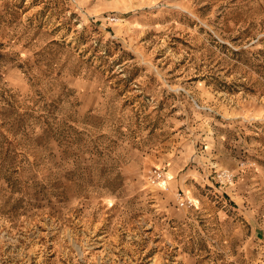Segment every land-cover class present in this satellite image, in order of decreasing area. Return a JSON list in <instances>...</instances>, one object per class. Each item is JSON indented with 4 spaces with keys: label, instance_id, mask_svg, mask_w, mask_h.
Returning a JSON list of instances; mask_svg holds the SVG:
<instances>
[{
    "label": "rangeland",
    "instance_id": "1",
    "mask_svg": "<svg viewBox=\"0 0 264 264\" xmlns=\"http://www.w3.org/2000/svg\"><path fill=\"white\" fill-rule=\"evenodd\" d=\"M0 264H264V0H0Z\"/></svg>",
    "mask_w": 264,
    "mask_h": 264
},
{
    "label": "built area",
    "instance_id": "2",
    "mask_svg": "<svg viewBox=\"0 0 264 264\" xmlns=\"http://www.w3.org/2000/svg\"><path fill=\"white\" fill-rule=\"evenodd\" d=\"M164 174L163 171L158 169V168H154L151 171L150 176L148 177L150 183H155V182H159V181H163ZM216 177L218 178V180H221L223 182L226 183H232L234 177L227 171L225 170H221L219 171V173L216 175ZM178 208L184 209L186 208V206H192L191 202H189V200H185L184 198H182L181 196L177 197V204Z\"/></svg>",
    "mask_w": 264,
    "mask_h": 264
}]
</instances>
